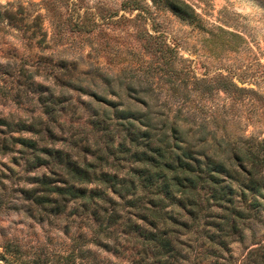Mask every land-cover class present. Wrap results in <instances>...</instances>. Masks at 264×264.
Instances as JSON below:
<instances>
[{"label": "trees", "instance_id": "trees-1", "mask_svg": "<svg viewBox=\"0 0 264 264\" xmlns=\"http://www.w3.org/2000/svg\"><path fill=\"white\" fill-rule=\"evenodd\" d=\"M160 1L193 17L183 0ZM61 62L26 114L0 115V155L23 172L12 187L21 203L7 206L70 234L63 264H235L230 243L264 222V136L216 134L195 112L157 102L145 75ZM251 241L236 264H264V236Z\"/></svg>", "mask_w": 264, "mask_h": 264}, {"label": "rangeland", "instance_id": "rangeland-1", "mask_svg": "<svg viewBox=\"0 0 264 264\" xmlns=\"http://www.w3.org/2000/svg\"><path fill=\"white\" fill-rule=\"evenodd\" d=\"M183 1L191 19L160 0H0V115L26 114L61 60H74L80 74L145 75L157 102L195 112L216 134L222 125L237 140L264 136V0ZM16 182L22 170L0 155V264H63L70 234L8 207L21 203ZM263 236L264 222L245 227L230 243V262L240 263L251 239ZM117 259L102 264H125Z\"/></svg>", "mask_w": 264, "mask_h": 264}]
</instances>
